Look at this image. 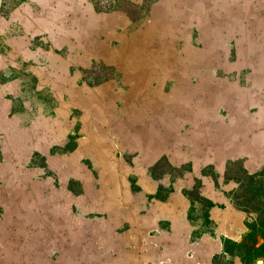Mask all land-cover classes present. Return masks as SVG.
I'll return each mask as SVG.
<instances>
[{"label":"rangeland","instance_id":"374dc122","mask_svg":"<svg viewBox=\"0 0 264 264\" xmlns=\"http://www.w3.org/2000/svg\"><path fill=\"white\" fill-rule=\"evenodd\" d=\"M157 63L161 71L146 69ZM201 75L206 92H189L173 102L172 92L187 88V82L195 86ZM108 87L135 92L134 101L124 107L121 95L114 96L107 106L117 119L98 121L102 139L81 142L86 132L77 99L87 102L83 97L99 88L89 97L100 103L109 96ZM253 134L258 135L253 155L262 162L253 170L245 166L246 156L238 155L225 158L220 172L212 164L193 172L190 160L173 163L161 150L142 165L156 183L148 200L165 199L178 179L191 176L181 188L189 200L188 237L169 221L147 216L152 226L139 238L138 224L123 219L125 205L104 209L87 201L104 166L127 169L121 181L139 189L136 168L145 147L159 150L166 140L190 156L224 150L225 157L244 152ZM3 164L19 172L8 176L17 184L15 209L22 217L6 221V204L0 202V264H244L241 254L261 242L258 229L264 225L263 217L252 229L250 212L239 204L246 194L264 212L259 184L264 183V0H0ZM242 169L256 175L250 190L239 186ZM205 179L221 190L233 182L223 193L244 212L242 235L227 237L231 242L224 246L219 237L218 251H207L198 240L214 226L208 217L213 203L200 193ZM61 192L68 195L67 204ZM200 196L212 204L207 207ZM40 197L51 200L37 202ZM33 212L37 217L26 221Z\"/></svg>","mask_w":264,"mask_h":264},{"label":"crops","instance_id":"0c3cea01","mask_svg":"<svg viewBox=\"0 0 264 264\" xmlns=\"http://www.w3.org/2000/svg\"><path fill=\"white\" fill-rule=\"evenodd\" d=\"M155 67H158L160 71L162 70V67H159V63H157L156 65H152V64L148 65L146 69L148 68L154 69ZM179 73L180 72H177V74L173 76L174 79L178 78ZM186 80H187V77H186ZM180 86H176L175 89H179ZM206 86L207 84H206L205 77L201 75L196 81L195 86L187 82V88L181 87L178 91L172 92L173 97L176 96L173 102H175V100L178 98L180 99L181 95L186 96L187 94H189V92L193 93V91H197V90L206 92V89H207ZM108 88H109L108 89L109 96H105L104 97L105 99H103L102 102L99 101L100 103L93 102L90 100L91 93L98 90L99 88L96 90H92V92L90 91L87 97L86 96L83 97L86 99L87 102H84L80 98L77 99V101L79 102V105H81L84 111L82 114L83 120H84L82 128L86 132V136H83L80 139L81 142H86V141L90 142L93 140V137H97V138L99 137L100 139H102V136H101L102 134L100 132H97L96 131L97 129H95L97 128L96 126H97L98 121H103L104 118H106V120L107 119L109 120L111 118L112 120L117 119V116L113 114L110 107L107 106V105H110L109 102L112 101L114 96L118 97L119 95H121V97L123 98V101H125V104H126L124 107H127V105L131 103V101L132 102L134 101V98L132 95L135 94V92L131 93L129 92V90H126V92H121L123 90H119V89L115 90L112 87H108ZM157 90L158 89H155L156 94H158ZM162 96H163V93L160 92L159 99H161ZM97 98L98 100L100 99L99 97ZM91 107L93 110L89 109L86 111V109L91 108ZM102 111L104 114L102 113ZM128 116L130 117L129 114ZM177 119H179V115ZM90 122H91V125H89ZM109 123L111 126V121H109ZM95 132H97V134H94ZM174 132L172 133L175 134ZM129 133L131 132H128V134ZM144 134L146 135L147 133L144 132ZM168 135L169 133L164 134L163 138H167ZM174 137L177 143L180 142L179 134L178 135L175 134ZM256 137H258V135L253 134L250 138L251 139L250 143L246 142L244 152H240L235 155L227 154L225 155V157L223 156V153H225L224 150L223 152H215V153H212L211 151H209V153L207 154L202 153V151L197 150L194 152L193 156H190L187 152L182 151V150L180 151L177 149V147H173L174 145L173 146L165 145L164 142L166 140L162 142V147H159V150H156L157 147H153V148L145 147L146 151L144 152L143 150V152L141 153V157L139 159L140 163L138 164V167L136 168L138 173L135 170L136 174L138 175L137 184L139 185V189L132 190L130 189L129 186H126L124 181H121L122 177H120V175L121 176L126 175L128 173L127 169L124 170V169L116 168L112 166L111 167L104 166L101 168V171L99 172V176H100L99 186L97 189H93L90 193H88L89 196L87 197L88 198L87 201L96 202L94 206L98 205L104 209H108V207L109 208L116 207V206L118 207V205L119 206L125 205V208L127 209L128 212L126 213V216H123V219L124 220L129 219L130 221H134L136 225L138 224V227H137L138 229L135 230L134 232L138 233L139 238L142 236V232L144 234L147 232V229L150 227L149 225L152 226V224H148L147 216H150L155 222L158 220L169 221V224L172 225L174 231L177 229L178 233H180L182 237H188L189 231L191 229V225L189 224L187 220V215H186L187 209L189 206V200L183 194V192L181 191V188L189 186L191 182V176L189 175L187 176V178L178 179L175 183V186L172 188L171 192L167 195L165 199H158V198L152 197L151 199L148 200L147 194L154 192L156 188V183L153 180H151L147 174H145V168H143L142 165L147 164V162H150L155 157H157L155 156V154H157V152L161 150V151H165L166 153L170 155L173 163H179L182 160H190L191 168L193 172H198L199 168L205 164H212L215 170L220 172L224 165L225 158L235 157L238 155H245L246 156V160L244 163L245 166L247 167L248 170H253L258 166V164L262 163L260 162L261 160L260 157L255 158L253 155V152L258 148V143H257L258 140ZM177 143H174L173 141V144H177ZM217 149H218L217 151H220L219 148ZM13 173H19V172L14 167L13 168L10 166L8 167L5 164L0 165V174L3 176L2 180L4 181V183H6L5 186H3L2 188L3 194L2 193L0 194L1 196L0 202H4V204H6L5 209H8L7 210L8 212L5 213L6 211L4 209L3 216L5 217L4 219L8 222H12L14 219L16 220L21 219L22 217L21 211L19 209H15L16 202H20L19 201L20 194L18 193L19 190L15 188L17 184L14 186L13 179L10 176H8L9 174L12 175ZM233 185H234L233 182H229L226 184V187L221 186L222 190L218 188L215 189L214 185L210 181L205 179L201 186L200 193L204 197H207L208 199H210L213 203L208 209V217L214 222L212 233L203 232L199 236V239H198L199 241L205 242L207 251L209 250L218 251L219 250L220 235L229 237L231 239H236V238H239L243 233L244 212L241 209L235 207L232 204V202L228 198L225 197L223 193L224 188L229 189V188H232ZM117 191L120 192L119 198L117 197V194H119V192ZM126 193L128 194L129 198L125 197V195H127ZM24 196L26 198L27 194H25ZM61 196L64 197V202H66L67 204L68 195L66 193L61 192ZM46 200L50 202L51 199L48 197L47 199L45 197L43 198L40 197L37 202H46ZM24 202L28 206V201L24 199ZM146 202L151 203V207L149 209L147 208V205H145ZM73 203L75 204L79 203L78 207L87 206V205H84L85 202H73ZM41 206L45 207L44 205H41ZM133 206L136 207V210H131ZM132 212H134L135 214ZM34 214L35 212H33V214L30 213L28 218H26V221H29L30 219L32 220L33 218L37 217L36 215L34 216ZM41 214L42 213H40V215ZM136 217H139V218H136ZM106 222L108 225L115 226V224L112 223L111 221H106ZM77 225L79 226V222H77ZM105 231L100 232L98 237L104 238ZM107 235L106 236L110 238L109 234ZM112 237L114 239L115 235H113Z\"/></svg>","mask_w":264,"mask_h":264},{"label":"trees","instance_id":"16d2710c","mask_svg":"<svg viewBox=\"0 0 264 264\" xmlns=\"http://www.w3.org/2000/svg\"><path fill=\"white\" fill-rule=\"evenodd\" d=\"M242 173L243 176H241L240 178H238V181H240V187L244 190H250L255 186V177L256 175H248L247 173H245V171L242 169ZM259 173V172H258ZM262 174V173H259ZM258 179V178H257ZM261 186L264 185L263 182L259 183ZM166 196V195H165ZM164 196V197H165ZM244 196V194H243ZM163 198V196H162ZM201 199H205L206 201V206H210L212 203L207 200L206 198H204L203 196H200ZM251 196H244L243 198V202H240V206L242 205L243 208H247V210L250 212V220H249V225L252 227V229L256 228V226H260L263 223H261L260 221L263 219L264 217V212L263 214H261V212L258 211V207L257 205H255L254 203H251ZM189 208V206H188ZM187 217H188V209H187ZM258 229V228H257ZM262 235V240L261 242H259L256 245L253 246H248L245 249V252H243L241 254L242 260L244 264H264V225L261 226V228L258 229ZM220 240L222 243V246L226 245L225 243L227 242H231V240H229L227 237L221 235L220 236ZM258 258H260L258 263Z\"/></svg>","mask_w":264,"mask_h":264}]
</instances>
